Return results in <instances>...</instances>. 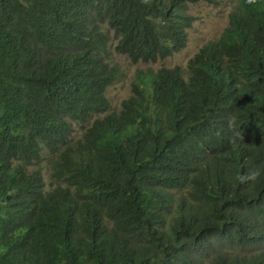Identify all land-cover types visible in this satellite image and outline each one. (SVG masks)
I'll list each match as a JSON object with an SVG mask.
<instances>
[{
	"label": "trees",
	"instance_id": "1",
	"mask_svg": "<svg viewBox=\"0 0 264 264\" xmlns=\"http://www.w3.org/2000/svg\"><path fill=\"white\" fill-rule=\"evenodd\" d=\"M198 3L0 0V264H264V0L108 113L111 53H179Z\"/></svg>",
	"mask_w": 264,
	"mask_h": 264
},
{
	"label": "rangeland",
	"instance_id": "2",
	"mask_svg": "<svg viewBox=\"0 0 264 264\" xmlns=\"http://www.w3.org/2000/svg\"><path fill=\"white\" fill-rule=\"evenodd\" d=\"M237 4V0H218L216 4L198 3L195 5H189L188 13L193 17V23L191 28L187 31L186 46L179 53L164 59L163 61H157L155 63H131L127 57L116 53H111L109 57V63L112 65H119L120 74L117 79L106 91V97L110 103V112H118L121 107V103L130 97L131 95V83L134 79L136 72L151 71L155 73L160 69H172L179 67L185 71L188 60H190L195 54L198 53L200 48L206 43L219 38L223 31L229 25V16L234 11V7ZM104 31L107 29L104 27ZM112 37V32H110ZM112 49V46H110ZM187 75L186 73L184 74ZM105 114H101L96 117H102ZM92 120L86 125L73 124V136L72 141L79 139ZM54 157L44 155L41 161L33 168H40L43 174V180L45 183V190L50 191L55 187V183L51 177V160ZM178 196V193H175Z\"/></svg>",
	"mask_w": 264,
	"mask_h": 264
},
{
	"label": "clouds",
	"instance_id": "3",
	"mask_svg": "<svg viewBox=\"0 0 264 264\" xmlns=\"http://www.w3.org/2000/svg\"><path fill=\"white\" fill-rule=\"evenodd\" d=\"M249 2H252V0H249ZM233 120H229V127H232ZM264 174L262 173L261 167L260 166H253L248 169V171L237 174L235 179L238 181L240 184H251L255 183L261 175Z\"/></svg>",
	"mask_w": 264,
	"mask_h": 264
}]
</instances>
